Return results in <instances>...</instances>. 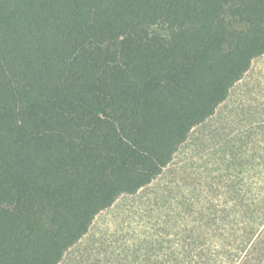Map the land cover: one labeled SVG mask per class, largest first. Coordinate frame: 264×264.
Instances as JSON below:
<instances>
[{
    "label": "trees",
    "instance_id": "obj_1",
    "mask_svg": "<svg viewBox=\"0 0 264 264\" xmlns=\"http://www.w3.org/2000/svg\"><path fill=\"white\" fill-rule=\"evenodd\" d=\"M262 55L264 0H0V264H60ZM228 157L222 209L181 203L131 264H264V140Z\"/></svg>",
    "mask_w": 264,
    "mask_h": 264
},
{
    "label": "rangeland",
    "instance_id": "obj_2",
    "mask_svg": "<svg viewBox=\"0 0 264 264\" xmlns=\"http://www.w3.org/2000/svg\"><path fill=\"white\" fill-rule=\"evenodd\" d=\"M151 34L167 38L169 31L157 26ZM263 140L264 55L252 62L214 116L192 131L162 174L100 212L60 264H131L136 256L138 261L145 257L149 242L156 245L151 253L155 260L161 253L157 244L164 239L173 242L172 227L164 235L165 218L174 217L183 202L197 209L212 205L221 210L232 196L227 186L240 164H229L228 156L251 154Z\"/></svg>",
    "mask_w": 264,
    "mask_h": 264
}]
</instances>
